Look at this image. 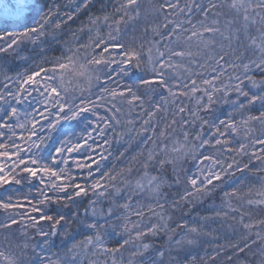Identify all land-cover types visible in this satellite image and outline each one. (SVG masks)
Returning <instances> with one entry per match:
<instances>
[{
	"label": "snow or ice",
	"instance_id": "1",
	"mask_svg": "<svg viewBox=\"0 0 264 264\" xmlns=\"http://www.w3.org/2000/svg\"><path fill=\"white\" fill-rule=\"evenodd\" d=\"M91 3L81 0L76 13ZM155 11L162 19L151 38L145 29L146 42L126 40L142 16L139 0H119L114 13L89 18L87 42H65L59 57L37 63L49 28L63 21L40 0H0V54L26 69L12 76L0 68V230L19 232L31 247L20 264H194L186 246L209 235L213 217L181 216L173 227L170 209L216 189V217L240 211L236 200L264 208V189L251 199L243 188L248 173H264V0H160ZM141 91L153 96L148 109ZM124 105L148 117L137 134L151 132L141 137L151 146L117 169L111 161L125 152L117 156L113 143L136 130L134 119L122 122ZM170 105L172 118L157 131L152 121ZM53 205L60 207L50 214ZM239 222L248 233L264 225L245 222L242 211ZM161 234L165 244L145 242ZM256 236L264 242V229ZM0 260L18 264L3 251Z\"/></svg>",
	"mask_w": 264,
	"mask_h": 264
},
{
	"label": "trees",
	"instance_id": "2",
	"mask_svg": "<svg viewBox=\"0 0 264 264\" xmlns=\"http://www.w3.org/2000/svg\"><path fill=\"white\" fill-rule=\"evenodd\" d=\"M185 2L186 0H180L181 5H183ZM202 2L206 3L207 0H202ZM40 3L41 5H53V12L57 13V15L53 16V21L61 20L63 22L61 23L60 29H56L54 24L49 28V35L44 38L45 43L43 45V47L47 50V55L46 57H37V63H43L44 59H53L55 57H59L61 55V52L65 50V42H72L78 37H83V40L81 42H87V35L85 33L87 32L88 27H90L89 18H95L97 16L102 17L105 13H114L115 8L118 6L119 0H92V3L89 7L83 8V6H81V11L79 13H76L75 6L77 4H80L81 0H40ZM139 3L141 5L142 16L139 21L133 22L132 26L128 27L126 40L129 42L132 40H136L137 43L146 42L144 41L145 29H149L148 37L151 38V28L156 23H158L159 20L162 19V17L157 16V13L155 11V9L158 7V4L160 3V0H139ZM45 11H47L46 8ZM217 11L221 13H227L228 10L226 8H221L217 9ZM65 13H72L74 15V19L71 21L67 20ZM199 18L202 17H193L194 20ZM28 23L31 24L32 21L29 20ZM82 28L84 29L83 32L81 31ZM74 33L75 36L73 35ZM5 61L7 63H5ZM0 68L5 70L10 69L8 74L12 76H15L17 71L23 72L26 70L24 68L18 67L16 61L11 55L5 56L3 54H0ZM260 78V74L257 73L256 79ZM140 94L144 96L145 109H148L149 104L153 99L152 94H145L143 91H141ZM156 99H158V97H156ZM169 108L170 110L168 113L172 114L171 105L169 106ZM251 111L253 114H258V112L260 111L259 105L251 108ZM161 112L159 113L161 114ZM141 118L147 119L148 117L146 115H143ZM165 122L166 121L157 113L156 118L152 121V124L156 125L158 123L160 127ZM138 123L139 126L143 124L141 122ZM159 127L157 128V131H159ZM132 132H135V134L131 136L132 133H130V139L128 136H126L121 144H115V142L113 143V151L117 156L121 151L125 152L124 157L120 159H113L111 161V164H114L117 169L119 168V164L120 166L127 165L133 156H138L142 150L146 151L147 147L151 146L150 143H145L141 138L142 136L146 138L148 135L152 134L151 132H141L139 135L137 134V131ZM259 132L260 128L259 125H257L256 134L259 135ZM254 163L258 164V162ZM182 164L183 169H179L181 175H183L184 169H188L191 167L192 161L189 159L182 162ZM192 171H195V169L193 168ZM169 174H171V167H169ZM248 176L250 182L243 185L244 192L249 193L250 190L249 198L258 199L259 197L256 195V193L264 189V173L252 171L248 173ZM183 187V184L179 185L177 191L182 193ZM164 190L170 195L174 196L176 194L171 189L165 188ZM25 192H27V189H25ZM222 195L223 193L219 189H216L211 193L200 194L196 199L192 200L191 203L181 202V209L169 210L172 217L170 223L173 227H175L176 222L180 220L181 216H183L188 222H190L193 217L212 216L213 220L208 223L209 226L205 229V231L209 233V235L212 232L211 234L219 240H221L222 237L220 234H218L216 229H213L212 231L208 230H210L211 228H217L219 222L220 224H223V229L225 230H221V232L226 234L223 239L224 242L216 240L215 247L213 249H208L210 251L207 254H205L204 256L202 252L197 254L194 257V261L196 262L195 264H261V261H264V242H261L260 239L255 240V236L242 237V235H240V233L244 232V228L239 222L240 211L232 213L227 217H216L215 214L210 211L213 205H220L222 203ZM243 202L244 200H236L233 203L235 206H238V204H241ZM84 203H87V201L85 200L81 204V212H83ZM59 207V205H53L50 214H55V211H57ZM256 208L259 211L258 219H264V208ZM63 211L66 215L71 216V214L76 211V208H65L63 209ZM247 212L249 213L250 211ZM0 216H3L2 210H0ZM233 217H235V219H233ZM132 219H136V217H133ZM244 220L246 222L247 218L244 217ZM236 229L239 233V239L236 242L235 238H231L230 240H228L230 236L235 235ZM260 229H264V225H261L260 228H255L256 231ZM45 230L47 231L48 229L46 228ZM217 230H220L219 227ZM28 232L30 235H34L35 229H28ZM177 232H180V229H177ZM72 233L76 237V239H80L75 226H72ZM36 239H39V237H36ZM174 239H179V236H175ZM24 240L25 237L20 235L19 232H17L13 236L5 233L3 230H0V251H3L6 255L15 258L18 261V264H20V262L27 261L31 257V247H29L28 249H24ZM60 240L61 238H56L57 246L60 245ZM166 241L167 237L161 234L159 238H150V240H146L145 242H154L155 245L159 247L165 244ZM253 241H255V243H253ZM245 242H247L251 247L245 248L243 251H240V248L244 246ZM29 243L31 244V241H29ZM237 245L239 247H236ZM52 250L57 251V248L54 247ZM229 257H231V259H229ZM128 258L129 252L125 251V261ZM0 264H4V262L0 260ZM84 264H88L87 258H85Z\"/></svg>",
	"mask_w": 264,
	"mask_h": 264
},
{
	"label": "rangeland",
	"instance_id": "3",
	"mask_svg": "<svg viewBox=\"0 0 264 264\" xmlns=\"http://www.w3.org/2000/svg\"><path fill=\"white\" fill-rule=\"evenodd\" d=\"M228 17L226 15H222L220 17V21H221V25L224 24L225 20L227 19ZM124 116L122 117V122L124 119H134L135 120V129L134 131H137L140 129V126H139V123L138 122H141L143 123V121L145 119L141 118L142 116L140 115V110L137 109L135 112H132L131 114H129L127 112V105H124ZM158 115L163 118L166 122L170 121L171 118H172V114H165L163 111L160 113H158ZM170 116V117H169ZM148 119V118H147ZM165 122V123H166ZM164 123V124H165ZM164 124H162L159 128H162L164 127ZM124 127H131V126H127V125H124ZM131 136L133 134H135V132H131ZM182 163V162H181ZM122 165V164H121ZM126 165H122L120 166V164L118 165V167H124ZM253 199V198H251ZM238 208H240V212L242 211L244 213V217L247 218L246 222H252V221H255L259 218V215H258V209L255 207V206H250L249 208V205L246 203V201H244L243 203L241 204H238L237 206ZM253 207V208H252ZM247 211H250L249 213ZM209 226V225H208ZM219 227L220 230H217ZM213 229H216V231L218 232V234L221 235V240H219L218 238H215L211 233L210 235H205V236H202L200 239H199V242L197 245L195 246H186V247H191L192 248V252L190 255H188V258L189 260H193L194 257L199 254V253H203V256L205 254H207L210 250L208 249H213L215 247V241L216 240H219L221 242H224L223 239H224V236H226V234H224L223 232H221V230H225L223 229V224H220V222L218 223L217 225V228H211L210 230L208 231H212ZM256 230L255 228L252 229L251 233H248L246 232V230L244 229V234L243 233H240V235H242V237H246V236H249V237H252V236H255V240L259 239L257 236H256ZM231 238H235V242L239 239V233H238V230L236 229V233L235 235H232L229 237L228 240H230ZM196 262L194 261V264Z\"/></svg>",
	"mask_w": 264,
	"mask_h": 264
}]
</instances>
